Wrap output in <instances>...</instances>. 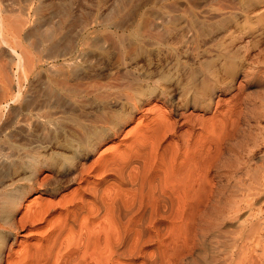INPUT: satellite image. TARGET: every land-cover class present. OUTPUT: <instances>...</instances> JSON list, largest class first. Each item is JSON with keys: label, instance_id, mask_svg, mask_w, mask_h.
<instances>
[{"label": "bare ground", "instance_id": "1", "mask_svg": "<svg viewBox=\"0 0 264 264\" xmlns=\"http://www.w3.org/2000/svg\"><path fill=\"white\" fill-rule=\"evenodd\" d=\"M206 1L0 0V118L8 114L0 135L42 134L22 159L10 152L18 144L8 151L0 144V262L264 264L260 178L254 173L247 184L242 174L233 192L213 175L217 134L235 121L212 116L176 136L186 108L209 112L215 91L231 88L219 74L233 70L245 41L230 32L226 45L218 42L227 17L202 16L210 13ZM151 98L170 109L169 118L158 114L111 154L79 164L77 188L61 206L40 203L12 220L31 188L64 187L76 159ZM41 167L52 176L47 184L35 181ZM42 225L20 254L2 258L8 233Z\"/></svg>", "mask_w": 264, "mask_h": 264}, {"label": "rangeland", "instance_id": "2", "mask_svg": "<svg viewBox=\"0 0 264 264\" xmlns=\"http://www.w3.org/2000/svg\"><path fill=\"white\" fill-rule=\"evenodd\" d=\"M252 1L254 3L251 4ZM206 3V7L210 13L202 16L215 17L213 21L221 17H227L224 19L226 30L217 34L219 39L218 42L221 43L222 46L228 43L225 35H228L230 32H242L245 41L241 45L242 47L239 48V55L236 58L237 60H235L233 63V70L230 72L221 71L219 74L222 82L229 85L231 88L225 89V92L218 90L215 91L211 100V111L209 110V112H203L200 110L193 111L191 108H186V110L182 112L184 113V117L179 120L178 125L180 127L177 129L176 136L182 137V135L187 132L190 123H201L200 121H205L212 116H215L216 120L224 121L225 117L230 116L232 120L235 121V123L233 122V127H231L232 125L229 124L224 129L223 133L221 131L219 134H217V138L215 140V143H219L217 159L215 161L213 171V175L216 177L215 180L218 181V185L222 186L226 182H229V185L233 187V189H231L233 192H235V185L237 187V179L239 180V177L242 174H247L244 177L245 180L248 181L247 184L251 182L253 183L254 180L260 178L259 186L264 189V187L261 185L262 183L264 184V0H232L230 2L226 0L222 3H211V1L207 0ZM157 8V12H162L161 14L166 12L165 10L160 9L158 6ZM47 9L49 10V8ZM47 9H45L46 12L43 11L44 16H47L46 24L49 22V20H51V11H47ZM73 10L78 12L76 9ZM160 13H158V15H161ZM213 21L210 20L209 22ZM206 46L211 49H216V47H218L213 43H207ZM28 52L31 54L35 53L33 50H28ZM114 61L115 59H113V62ZM43 67H50V63L44 64ZM165 106L156 98H151L146 103H143L136 113H134L135 111L132 113L133 117L131 116L121 123L122 130L120 128L119 132H117L118 134L115 133L116 136L114 134L113 137L110 136V138H107L108 140L105 139V141H100L97 145H95L93 150L88 153L89 155L86 154L84 159H81L80 157L76 159L77 162L75 163L77 164L74 163V165L71 167L73 170L69 169L70 172L67 171V173L62 178L63 181L68 182L62 184L64 187L57 189L58 192L56 190L55 193H50L48 190H46L45 186H40L38 184L34 186L36 188H31L29 190L30 192L28 191L29 193L27 192L21 199L20 206L16 207V210L14 209V211L11 213L12 220L14 219L13 221L17 222L21 220V218H23L26 213L28 214V217L29 213L32 211V208L37 207L40 203L47 202V204H51L50 209H53V207L56 208L58 205L61 206L65 199L67 200V198H70V196L73 194L72 192L77 188V183H74L77 182V180L74 179V177L78 173V170L81 166H84L83 168L85 169L91 166L92 163L95 164V161L98 158L107 156L111 154L116 148L128 143L138 128H144L147 126L150 121L158 114H162L169 118L170 109ZM224 114H226V116ZM6 116H8V114L5 112V114L0 118V125L6 119ZM8 130L9 131H6V133L10 132V129ZM31 131H29V134L27 132L28 136H25L26 138L24 137L21 139L17 137L12 141H8L5 137L6 133H2L0 135V144L2 145L3 143L4 145H2L4 149L1 146L2 150L8 151L7 147L9 146L10 150L12 148L15 149L10 151L13 152V155L15 154L14 156H19L21 158L22 155V158H25V151L22 153V150H26V153L29 149L32 151L31 148L34 150L35 146L39 144L40 138L42 136L38 129L36 130L34 128ZM196 133H200L199 126H196ZM60 137L62 139L63 135L58 137L59 140H61ZM170 139H168L169 142ZM13 143L18 144L19 146L17 145L18 147L16 146L14 148L11 145ZM24 143L25 146L22 145ZM19 147L23 149L20 148V150ZM16 153H18V155ZM79 159H81L80 162H78ZM246 170L247 172H244ZM252 173H255L257 178L255 177V174L253 175ZM34 174L36 176L35 181L38 183L43 179V183L47 184L52 178V176L50 177V172L45 167L38 168ZM253 176L256 179H253ZM254 185L258 187L256 183H254ZM59 201H61L60 204ZM27 210L31 211L27 212ZM54 212H51L49 217L55 216L56 212ZM24 224H27V222ZM42 227L44 229L43 225L38 226L36 231V227L22 228L17 231L16 234L18 235L15 234L16 236L11 235L12 233H8V237H6L7 239L5 238L6 242H4L3 245V247H5L2 248V258H6L9 253L12 258L13 256L15 257L14 253H17L16 255L20 254L19 251L21 252L25 245H28L34 241V237L38 236L37 231L43 230L41 229ZM35 232L37 233L36 235ZM5 263L6 261L4 260L0 262V264Z\"/></svg>", "mask_w": 264, "mask_h": 264}]
</instances>
